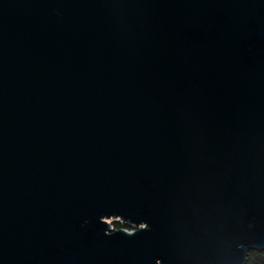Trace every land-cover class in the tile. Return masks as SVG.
<instances>
[{"label": "water", "instance_id": "95a60500", "mask_svg": "<svg viewBox=\"0 0 264 264\" xmlns=\"http://www.w3.org/2000/svg\"><path fill=\"white\" fill-rule=\"evenodd\" d=\"M253 250L264 0H0V264Z\"/></svg>", "mask_w": 264, "mask_h": 264}, {"label": "trees", "instance_id": "16d2710c", "mask_svg": "<svg viewBox=\"0 0 264 264\" xmlns=\"http://www.w3.org/2000/svg\"><path fill=\"white\" fill-rule=\"evenodd\" d=\"M113 230L128 229L132 230L134 227L130 226L128 223H123L120 220H114L112 222ZM247 264H264V251L253 250L249 252L247 257Z\"/></svg>", "mask_w": 264, "mask_h": 264}, {"label": "rangeland", "instance_id": "374dc122", "mask_svg": "<svg viewBox=\"0 0 264 264\" xmlns=\"http://www.w3.org/2000/svg\"><path fill=\"white\" fill-rule=\"evenodd\" d=\"M114 220H117L116 218H112V219H109L108 220V222L112 225V222L114 221ZM142 226V225H141ZM136 228H133L132 230H135Z\"/></svg>", "mask_w": 264, "mask_h": 264}]
</instances>
